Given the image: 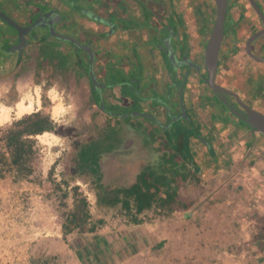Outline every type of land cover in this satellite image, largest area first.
<instances>
[{
	"label": "rangeland",
	"instance_id": "obj_1",
	"mask_svg": "<svg viewBox=\"0 0 264 264\" xmlns=\"http://www.w3.org/2000/svg\"><path fill=\"white\" fill-rule=\"evenodd\" d=\"M142 1L147 6L143 5V8H146L145 23L151 26V33L156 36L154 38L160 40V29H164V25L169 24L168 22L175 17L174 2L173 0ZM200 9L202 10L200 20L189 19V26L192 37L191 48L193 52H198L202 46L203 55L206 38L198 37V27L201 25L212 30L216 8L201 2ZM88 14L94 15V13ZM162 25L164 28L161 27ZM203 36L205 37L206 34ZM198 41L200 44L197 43ZM224 53L221 80L229 81L233 86L240 88L241 82L246 80V77L262 72L263 64L254 62L246 53L245 46H239L237 50H234L233 42L228 41L224 46ZM31 70H28L30 72H26L25 76L0 79V105L14 106L21 97L29 95L34 106L32 111L25 115L37 111L50 115L55 128L53 131L43 133L46 134L43 138L38 135L33 136L34 153L30 156L32 174L22 176L16 168H6L3 177L0 178V264L3 261L9 264H134L131 260L134 259L131 258L133 252L141 248L149 251L148 242L142 240L147 231L129 224L121 206L116 208L98 206L96 197L98 175L102 177V183L111 187L131 185L136 179V174L152 162L154 153L150 148L157 149L155 154L158 156L161 154L159 149L165 141L154 142L155 130L151 132L134 124V121L141 119L142 116H116L114 121L122 124V128L110 127L111 120H108L101 112L90 92L81 82L75 83L70 80V77L67 79L53 77V73L46 68L41 69L42 71L36 76H34V69L31 68ZM21 83L26 86L23 91L20 90ZM125 87L120 84L116 86V94L119 90L124 92ZM243 87L251 101L260 105L264 104L263 74L252 78L249 85ZM192 89L198 91L195 86ZM137 94L131 95V98L126 100H118L112 94V110L128 111L133 100L139 99ZM199 94V91L193 93L192 99L198 102ZM55 95L56 98H54ZM199 111L206 123L215 130V140L221 141L233 133L230 131L227 134L228 131H226L231 129L232 124H229V128L223 125L228 124L230 117L220 115L216 119L219 118L218 121L222 124L215 126L217 123L214 125L215 122L211 120L205 109L202 108ZM262 111L264 112V109ZM22 117L12 112L9 120L0 125V130L5 131L12 127L13 123ZM237 124L244 126L243 122ZM175 128L176 130L186 129L183 123L177 124ZM104 130L106 148L108 147V150L117 148L102 154L99 160L101 168L99 174L84 171L79 165V150L82 146L98 139ZM131 133H134L133 137H129V140L125 142L128 134ZM122 134L123 142L119 140ZM119 141L120 144H118ZM192 149L198 156L204 171H210L212 167L208 149L196 140L192 141ZM3 151H7L5 147ZM188 173H191V178L180 181L178 189L184 199L194 200L192 211L200 202L205 201V197L216 185H221V181L226 180L220 179L219 183L214 182L207 176L196 175L191 169ZM77 194L86 196L94 217L104 218L106 223L94 233L75 231L65 236L62 228L64 216L74 209ZM180 208L177 206L176 210ZM169 218L171 216L157 215L152 211L146 214L148 225L161 224L162 221L170 220ZM178 229L182 230L183 227H173L176 232ZM195 240L194 235L185 238L192 247L196 245ZM218 241L221 242L217 245L220 248L219 253L229 251L230 245L227 246L229 242L225 234L219 236ZM192 251L186 248L184 252ZM206 252L212 253L208 254L211 264L227 263L221 254L215 255L213 249L206 248ZM146 259L150 258L145 256L142 259L143 264ZM161 261L162 258L159 257L155 260V264H161ZM202 264L206 263L202 261Z\"/></svg>",
	"mask_w": 264,
	"mask_h": 264
},
{
	"label": "crops",
	"instance_id": "obj_2",
	"mask_svg": "<svg viewBox=\"0 0 264 264\" xmlns=\"http://www.w3.org/2000/svg\"><path fill=\"white\" fill-rule=\"evenodd\" d=\"M173 1L177 9L178 3L183 6L184 17L194 20L193 13L197 0ZM0 2L8 11L22 19H26L22 11L29 14L38 13L44 7H54L60 11H68L70 8L60 0H0ZM143 2L86 0L84 6L92 12L113 19L119 25V28L109 36L105 35L109 28L98 24L85 12L75 10L72 17L75 18L76 24L78 23L81 33L102 36L97 44L105 60L109 59L115 63L123 49L119 48L121 46L118 41L127 38L128 57L132 59V64L142 71L143 91L149 93L154 86V89L163 93L166 63L160 52L154 53L153 34L151 26L145 23L146 8H143ZM258 2L264 9V0ZM246 5L244 0H231V15L233 20L239 21L232 31L238 47L244 46L246 38L262 27ZM182 17H178L179 23H182ZM164 26L167 28L168 24ZM161 27L164 28L163 25ZM254 49L264 56V35L255 42ZM29 66L27 71H32L33 68L35 72V64ZM261 71L264 75V63ZM24 98L27 103L31 101L29 96L25 95ZM19 101L21 98L16 103ZM219 123L217 121L215 126H219ZM226 131L227 134L230 131L233 133L221 141H213L209 150L212 167L210 171H204L196 156L202 168L199 175L207 176L209 180L218 183L220 179L226 180H222L221 185H216L205 197V201L195 206L194 211L191 210L193 206L188 210L180 208L173 212L174 217L171 215L170 220L162 221L161 224L148 225L147 220L142 224H134L135 228L147 231L142 240L148 242L147 245L150 247L149 251L141 248L131 254L134 264H143L142 259L145 256L150 258L146 259L145 264H155L159 257L162 258L161 264H202V261L211 264V259L208 258L210 252L207 253L206 248L213 249L215 255L221 254L226 259V264H264V134L247 125L238 131L237 129ZM215 133L213 130L214 137ZM178 192L182 196L179 189ZM178 226H182L183 229H178L177 232L173 230V227ZM223 234L227 236L229 242L227 246L230 245V248L229 251L219 253L220 248L217 245L221 242L218 241V237ZM190 235L196 238V245L193 247L185 241ZM186 248L193 251L184 252Z\"/></svg>",
	"mask_w": 264,
	"mask_h": 264
},
{
	"label": "flooded vegetation",
	"instance_id": "obj_3",
	"mask_svg": "<svg viewBox=\"0 0 264 264\" xmlns=\"http://www.w3.org/2000/svg\"><path fill=\"white\" fill-rule=\"evenodd\" d=\"M68 8V11H60L56 10L54 7H44L41 8L38 13H29L27 14L25 11L23 15L26 19L19 18L17 15H14L12 12L8 11L5 6L0 2V6L3 10L16 22L23 25L24 27L33 26L27 32H21L5 19L0 16V79H11L15 76H25L27 71V67L31 64H35V72L34 76L40 73L41 69H47L52 72V76L56 78H65L70 77L71 81L75 83L81 82L86 90L90 92V95L93 98V101L96 103L101 112L105 115L108 120H111L112 124L110 127L119 126L122 128V124L116 123L114 118L125 117V116H142L141 119L135 120L134 124L145 129L154 131L153 134L154 142L158 140L167 141L169 139V135H181L186 133L188 130H198V133L192 135L190 137V144L192 148V141L196 140L201 145H203L208 151L212 148V143L215 141V137L213 135V129L209 126L203 116L200 115V109H205L214 125L217 123L220 115H224L230 117L231 120H228V124H223L224 126L230 127L229 124H232L231 129H237L246 126L243 121H241L236 115H234L229 108L225 105V103L214 93L212 88L206 83L204 80V76L207 75L204 68L200 70L194 66H190L187 63L186 59H190L195 64L203 66L205 53L207 44L209 41L208 33L212 30H208L205 26L198 27V37L205 39L206 38V46L204 49V53L202 55L203 47L199 46L200 49L198 52H193L191 48V32H190V23L189 19L183 13V6L178 3V9L175 7L174 2V14L175 17L172 21H169L167 28L160 29V40H156L152 36V45L155 47V52H160L162 57L164 58V62L166 63V71L164 72V92L160 93L158 90L150 89L147 93L143 91V82H142V71L138 70L133 64L132 59L128 57V39L122 38L123 40L118 41V44L121 46L119 48H123L120 56H118L117 61L113 63L111 60L106 59L102 56L99 51L98 41L101 40L102 36H93L88 33H81L79 27L75 22V18L72 17V13L76 11L88 13H94V15H89L92 17L94 21H96L100 25L107 26L109 31L105 33V35L109 36L113 34L119 25L110 18L99 15L96 12H92V10L88 9L86 6V0H60ZM208 1V2H207ZM197 0L196 6L194 9V19L200 20V15L202 10L201 2H206L208 6L212 5L216 8L215 0ZM246 2V7L252 13L254 17H256L261 23L262 27L258 30L253 31L248 38H246V42L244 43L246 53L248 56L254 60V62L263 64L264 62L258 61L254 59L248 52L247 49V41L248 39L255 34L257 31L264 28V22L256 12L254 7L252 6L250 0H244ZM229 11L227 16V22L232 21L233 17L230 14L231 10V0H229ZM258 2V0H257ZM259 3V2H258ZM260 5V3H259ZM261 7V5H260ZM262 8V7H261ZM52 10L58 11L61 13L58 16L56 13L52 16V20L57 23V30L65 35L73 36L81 41L83 44H90L91 48L95 52V62H94V72L98 81L101 83V87H98L93 82V76L91 74V64H90V56L88 52L82 48H79L75 43L60 39L51 34L50 29L47 24V20L41 18L42 14ZM198 10V11H197ZM264 11V9L262 8ZM210 12H212L210 10ZM182 13V15H181ZM210 14V13H209ZM217 14V9H216ZM229 15H231L229 20ZM182 17V23H179L180 20L178 17ZM237 20V19H235ZM188 21V25L186 24ZM216 21V18H215ZM201 22V21H200ZM226 22V24H227ZM215 25V23H214ZM237 26V25H236ZM235 26V27H236ZM235 29V28H234ZM126 30V29H125ZM200 32V33H199ZM195 34V33H194ZM203 34H206L204 37ZM211 36V35H210ZM263 36V35H262ZM261 36V37H262ZM22 37L25 39V43H22ZM234 34L231 30L226 29L225 40L221 49L220 54V64L217 74V82L229 90L235 91L238 93L239 97L251 107L263 112L262 105L256 104L251 101L249 98L248 92L245 91L244 85H249L252 78H256L261 73L249 75L246 77V80L241 82L240 88L237 86H233L231 82H227L225 80H221V71L224 65V46L227 45L228 41L233 42V48L238 49L237 43L235 42ZM260 38V37H259ZM258 38V39H259ZM256 39L251 47L252 51L255 55L259 57L264 56L260 53H257L254 49V44L258 40ZM154 41V42H153ZM197 43L200 44V41ZM171 44L176 51V59L172 61L170 57V46ZM33 61V62H32ZM39 69V70H38ZM38 70V71H37ZM28 72V71H27ZM185 82V87L183 90L182 96V85ZM123 85L125 87V91L122 90L117 91L116 94V86ZM199 91L198 102L193 100V93H197L193 88ZM115 92V93H114ZM138 93V97L136 100L130 104V108L125 112H115L112 110V94L118 100H126L127 98H131V95ZM103 97L105 108L102 107L100 103V98ZM217 100L219 102H215ZM227 100L233 104L235 107H240V103L236 96L228 94ZM214 101V102H212ZM186 109V114H184L183 109ZM211 109V110H210ZM210 110V112H209ZM138 111H148L152 112L159 117V119L163 122V124H159L153 119L146 117L144 115L136 114ZM264 113V112H263ZM182 116L181 119L176 121L172 126L166 127V125L172 120V118H177ZM244 123V126H240L237 123ZM185 124V130H176L177 124ZM220 124H222L220 122ZM248 126V125H247ZM138 133V132H134ZM128 134L129 137L132 138L133 134ZM105 130L101 132V135L98 139L92 141H100L107 143ZM124 135H121V142H123ZM182 136V135H181ZM131 140V139H130ZM119 141L118 144L121 143ZM91 144V143H90ZM89 145V144H88ZM118 146V145H117ZM117 148V147H116ZM115 148V149H116ZM159 148V147H158ZM109 149V148H108ZM103 150L100 154L99 160L102 158V154L106 152H112L114 150ZM154 153L152 162L150 164H154L160 155L156 156L153 147L150 148ZM192 153L195 158L196 155L194 150L192 149ZM155 156V157H154ZM100 164V162H99ZM149 165V164H148ZM200 165V164H199Z\"/></svg>",
	"mask_w": 264,
	"mask_h": 264
},
{
	"label": "trees",
	"instance_id": "obj_4",
	"mask_svg": "<svg viewBox=\"0 0 264 264\" xmlns=\"http://www.w3.org/2000/svg\"><path fill=\"white\" fill-rule=\"evenodd\" d=\"M238 22L228 21L226 29L233 31ZM210 35L211 31L208 38ZM54 128L51 116L37 111L18 119L5 131L0 130V178L3 177L6 168H16L22 176L32 174L30 156L34 153L33 136L53 131ZM197 133L198 130L192 129L181 134L182 136L169 135V139L159 149L161 151L159 159L154 164L145 166L129 186L105 185L102 183V177L98 175L96 186L98 206L102 208L121 206L128 223L136 225L144 223L146 214L151 211L157 215L171 216L177 206L190 209L194 200L184 199L178 192V186L180 181L191 178L189 169L196 175L201 172L202 168L192 153L190 144V137ZM3 147L7 151H3ZM104 147L106 148L105 143L96 141L80 148L78 160L84 171L99 174L101 169L99 157L105 150ZM105 223L106 219L94 217L88 198L77 194L75 207L64 216L62 228L65 236L75 231L94 233Z\"/></svg>",
	"mask_w": 264,
	"mask_h": 264
},
{
	"label": "water",
	"instance_id": "obj_5",
	"mask_svg": "<svg viewBox=\"0 0 264 264\" xmlns=\"http://www.w3.org/2000/svg\"><path fill=\"white\" fill-rule=\"evenodd\" d=\"M252 6L256 10V12L259 14L261 19L264 22V11L260 7L259 3L257 0H250ZM216 3V9H217V14H216V21L214 28L212 30L211 36L209 38L207 48H206V53H205V58H204V63L203 66H200L198 64H195L193 61L190 59H186L187 63L192 67H196L197 69L204 68L207 75L204 76V80L206 83L212 88L214 93L225 103V105L229 108V110L236 115L241 121H243L245 124H247L249 127L254 129L257 132L263 133L264 134V113L251 107L247 103H245L238 95L237 92L229 90L228 88L224 87L223 85L219 84L217 82V74H218V69H219V64H220V54H221V49L225 40V34H226V22H227V16H228V11H229V0H215ZM57 14L58 16L61 15L58 11H52L49 10L45 13L42 14L43 19L47 20L48 27L50 29V32L52 35L60 38V39H65L69 40L73 43H75L79 48H82L86 50L90 56V64H91V74L93 76V82L96 86L101 87V83L98 81V79L95 76L94 72V62H95V52L91 48L90 44H83L81 41H79L77 38L69 35H65L60 33L57 30V23L53 21L51 18L54 14ZM0 16L5 19L7 22H9L11 25H13L15 28H17L19 31L27 32L32 27H24L23 25L19 24L16 22L13 18H11L0 6ZM264 35V28L257 31L255 34H253L247 41V49L249 54L256 60L264 62L263 57H259L255 55L252 51V43ZM22 43H25L24 37H22ZM170 46V57L172 58V61H174L177 57L176 51L174 47L169 44ZM185 87V82L182 85V96H183V90ZM231 94L237 97L240 107H235L233 104H231L227 100V95ZM100 103L102 107L105 108L104 104V99L103 97L100 98ZM184 114H186V109H183ZM136 114L144 115L146 117H149L153 119V121L163 124V122L159 119L157 115H155L152 112L148 111H138ZM182 116H179L177 118H172V120L166 125V127L172 126L176 121L181 119Z\"/></svg>",
	"mask_w": 264,
	"mask_h": 264
},
{
	"label": "bare ground",
	"instance_id": "obj_6",
	"mask_svg": "<svg viewBox=\"0 0 264 264\" xmlns=\"http://www.w3.org/2000/svg\"><path fill=\"white\" fill-rule=\"evenodd\" d=\"M25 87L26 86L23 83H21V91H23L25 89ZM38 90H36V91H38ZM35 94H37V93H35ZM26 96H29V95H26ZM24 97H21V101L16 103L14 106L3 105V104L0 105V125L9 120L12 112H15L19 117H22L23 115L30 113L32 111L34 103L32 101H30L28 103L25 102L26 99ZM56 97L57 96L55 95L54 98H56ZM57 112H58V109H57ZM45 135L46 134H40V135H38V137L43 138Z\"/></svg>",
	"mask_w": 264,
	"mask_h": 264
},
{
	"label": "built area",
	"instance_id": "obj_7",
	"mask_svg": "<svg viewBox=\"0 0 264 264\" xmlns=\"http://www.w3.org/2000/svg\"><path fill=\"white\" fill-rule=\"evenodd\" d=\"M1 264H9V262H7V261H6V262H4V261H3Z\"/></svg>",
	"mask_w": 264,
	"mask_h": 264
}]
</instances>
